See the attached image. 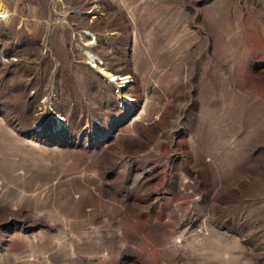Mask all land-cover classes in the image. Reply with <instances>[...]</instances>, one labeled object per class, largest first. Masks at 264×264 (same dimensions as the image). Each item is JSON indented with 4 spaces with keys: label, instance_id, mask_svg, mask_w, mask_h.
<instances>
[{
    "label": "rangeland",
    "instance_id": "1",
    "mask_svg": "<svg viewBox=\"0 0 264 264\" xmlns=\"http://www.w3.org/2000/svg\"><path fill=\"white\" fill-rule=\"evenodd\" d=\"M107 8L0 0V264H264V0Z\"/></svg>",
    "mask_w": 264,
    "mask_h": 264
},
{
    "label": "built area",
    "instance_id": "2",
    "mask_svg": "<svg viewBox=\"0 0 264 264\" xmlns=\"http://www.w3.org/2000/svg\"><path fill=\"white\" fill-rule=\"evenodd\" d=\"M52 18H108V0H47ZM6 10V9H5ZM62 12L58 14L57 11ZM8 11V10H7ZM10 14V12H9ZM11 16L8 18L12 17ZM0 18H3L0 15ZM13 62H18V58H13ZM129 80L125 79L123 85L128 84ZM119 89V88H118ZM117 94L120 89L116 90Z\"/></svg>",
    "mask_w": 264,
    "mask_h": 264
},
{
    "label": "bare ground",
    "instance_id": "3",
    "mask_svg": "<svg viewBox=\"0 0 264 264\" xmlns=\"http://www.w3.org/2000/svg\"><path fill=\"white\" fill-rule=\"evenodd\" d=\"M1 16H4V18H8L10 17V15H8L7 11H3L1 12ZM89 64H93L92 68H96L98 69L99 73L104 76L106 79L110 80V83H114L116 81L122 80V79H128L129 85H120L118 88L120 90H124L121 94V100L124 104H128L129 102H131V99L128 95V93L126 92V90H128L130 88V84H132V76H125L126 78H120L118 76V74H113L111 71H109L107 68L101 67L100 64H102V61L100 60V58L98 59V57H95L93 55H91L89 53ZM57 120V119H56ZM59 121H62V118H58ZM61 125V124H60ZM53 133H58L60 132V129H57V127H55L53 129Z\"/></svg>",
    "mask_w": 264,
    "mask_h": 264
}]
</instances>
